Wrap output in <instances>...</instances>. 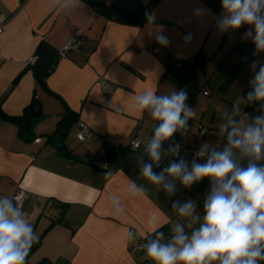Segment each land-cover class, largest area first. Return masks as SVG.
<instances>
[{"label":"crops","instance_id":"obj_1","mask_svg":"<svg viewBox=\"0 0 264 264\" xmlns=\"http://www.w3.org/2000/svg\"><path fill=\"white\" fill-rule=\"evenodd\" d=\"M198 8L204 11L197 14ZM2 14L8 19L0 32V106L10 115H21L34 96L42 106V113L32 121L33 141L21 139L17 127L0 118V197L12 199L18 188L25 191V218L42 239L33 255L52 264H153L139 248L141 239L155 237L153 230L159 229L167 242L176 223L190 235L202 222L211 180L204 178L191 188L177 181V191L169 195L140 175L138 156L158 122L138 110L135 96L145 89L157 94L183 89L195 112L185 135L177 132L163 143L159 172L173 159L182 157L191 164L195 157L184 150L186 146L194 145L196 151L207 144L222 151L227 138L220 124L225 114H231L233 103L231 94L218 91L222 82L218 68L238 60L232 46L238 40H251L243 35L250 26L231 35L219 33L215 21L220 14L202 0H160L150 15L155 21L143 26L109 20L83 0H0ZM161 28L170 39L169 47L154 39ZM77 30L85 36L82 47L59 58L45 87L40 86L27 69L36 60L39 43L46 41L58 50ZM189 33L192 38L186 42ZM200 51L207 58L204 65L169 68ZM256 60L264 62V52ZM252 75L250 67L245 94ZM101 78L112 83L111 91L102 88ZM247 106L236 117L241 123L250 117L245 116ZM69 111L76 113L77 121L65 141L69 153L59 155L46 135ZM79 120L92 130L85 141L76 137ZM200 124L209 127L202 137ZM135 138L142 144L133 152ZM172 141L181 145L177 157L167 154ZM144 161L151 162L146 155ZM133 182L145 189L144 194L131 189ZM189 199L196 202L200 216L192 220V228L172 207L173 201Z\"/></svg>","mask_w":264,"mask_h":264},{"label":"clouds","instance_id":"obj_2","mask_svg":"<svg viewBox=\"0 0 264 264\" xmlns=\"http://www.w3.org/2000/svg\"><path fill=\"white\" fill-rule=\"evenodd\" d=\"M222 12L216 18L219 33L231 35L242 26H250L243 34L255 45L254 55L264 52V0H221ZM197 14L204 9L194 10ZM149 20L154 22L155 16ZM186 34L184 40H191ZM154 39L161 47H169L170 39L163 29L154 32ZM252 77L249 91L238 96L232 104L231 114H225L220 124L221 134H226L227 144L222 151L202 145L194 153L191 164L184 158L171 160L159 173L153 170L160 166L162 145L177 132L185 135L195 112L186 101L188 93L181 89L169 94H157L155 89H145L135 96V106L147 111L158 122L145 141L144 150L138 156L140 175L149 183L160 186L167 194L177 191L176 182L185 188L208 178L211 190L203 200V218L199 227L190 235L185 227L176 223L170 240L164 241V233L154 229L155 238L147 239L142 246L145 256L153 264H260L264 261V62H251ZM257 105L260 113L241 123L238 117L242 106ZM245 116H248L245 113ZM140 148L132 143V150ZM181 145L172 141L167 154L177 157ZM151 162H145L144 156ZM204 159L203 163L197 162ZM247 160L246 166L241 161ZM111 175V173H107ZM131 189L144 194L145 189L134 182ZM180 217L200 220L196 215L197 204L173 201ZM155 223V217H152ZM161 228L164 225L160 226ZM39 237L26 218L22 207L8 197H0V264H27V257ZM129 241L134 234H128Z\"/></svg>","mask_w":264,"mask_h":264},{"label":"trees","instance_id":"obj_3","mask_svg":"<svg viewBox=\"0 0 264 264\" xmlns=\"http://www.w3.org/2000/svg\"><path fill=\"white\" fill-rule=\"evenodd\" d=\"M90 4L98 13L102 14L109 20L117 23L143 26L151 15V12L160 0H83ZM205 2L215 13L220 14L222 12L221 0H202ZM232 50L238 52L239 58L234 63L231 72L227 76L225 82V88L230 87L238 73L243 69L244 64L251 63L257 59V55H254L255 45L252 40H238L232 46ZM58 50H55L46 41H41L36 50V60L33 63L27 65V69H31L35 74L37 82L40 86L45 87L47 77L53 73L58 63ZM207 62V58L204 53L200 51L194 57L181 60L175 65H170L169 68H187L197 65H204ZM25 71V70H24ZM22 71L17 79L24 72ZM246 110L249 112L250 117L260 114L257 111V105H248ZM42 113L41 102L37 96H34L32 101L25 106L21 115H10L5 112L0 106V118L5 121L13 123L17 127L18 136L25 141H33L36 138L35 132L32 130V121ZM77 121V115L73 111H69L61 120H59L56 129L46 136V142L51 143L56 147L59 155H67L69 153L66 147V138L71 130V126ZM109 150L106 151L105 156L108 157ZM264 162V161H262ZM243 166H246L247 160L241 161ZM153 170L159 173L156 166ZM61 205L65 206L61 203ZM58 220H62L59 218ZM57 221L53 220L51 226ZM42 239L39 238L36 243L31 247V250L27 257V264L30 263V258L35 251L40 247ZM35 264H52V262L43 258ZM260 264H264L261 261Z\"/></svg>","mask_w":264,"mask_h":264},{"label":"built area","instance_id":"obj_4","mask_svg":"<svg viewBox=\"0 0 264 264\" xmlns=\"http://www.w3.org/2000/svg\"><path fill=\"white\" fill-rule=\"evenodd\" d=\"M7 19H8V17L6 15H4V14L0 15V32L2 31L3 26L6 23ZM84 42H85V36H84L83 32L80 30L75 31L69 37V39L58 49V57L59 58L65 57L67 55V53L72 49H80ZM154 50L157 51L156 49H154ZM34 61H32V63ZM99 83L105 91H111L113 89L112 83L107 81V79H105V78H101ZM247 114L249 115V113H247ZM208 131H209V127L207 125H203V124L199 125V135L201 137L205 136L208 133ZM91 132H92V130H91V128L87 122H85L84 120L78 121V129L76 132V137L79 140H81V141L87 140L90 137ZM134 141L139 143L141 146V144H142L141 140L139 138H135L131 142V147H132V143ZM184 150L189 154L195 153L194 145L186 146L184 148ZM12 199H14L23 209L25 202H26L25 191L22 188H18ZM146 238L147 239H153L155 237L153 235H146L141 239V242L139 244V248H140V250L144 256H145V254H144V250H143L142 246L147 242Z\"/></svg>","mask_w":264,"mask_h":264},{"label":"rangeland","instance_id":"obj_5","mask_svg":"<svg viewBox=\"0 0 264 264\" xmlns=\"http://www.w3.org/2000/svg\"><path fill=\"white\" fill-rule=\"evenodd\" d=\"M229 49L231 50V48H228V50ZM215 62H216V59L213 60V64ZM234 63L235 62H233L231 64V61L228 60L221 66L222 68H220V67L218 68V70H220L219 74L222 77V79H221L222 82L218 86V91H220L221 94H224V95H228V94L230 95L231 94V97H229V101L232 102V103L236 100V98L238 96L245 95L246 88H244V87L247 84L245 79H246L247 75L250 74V65H249V63L244 64L243 69H241V71L238 73V75L236 76V79L234 81V84H232L233 88H232V85H231L232 90L230 91V87L225 88L224 86H225V82L227 80V76L231 72V70H232V68L234 66ZM212 66L214 67L215 64L214 65H210V67H212ZM40 260H42V259H40L38 257V255H32V257L30 258V263L31 264H35V263L39 262Z\"/></svg>","mask_w":264,"mask_h":264}]
</instances>
